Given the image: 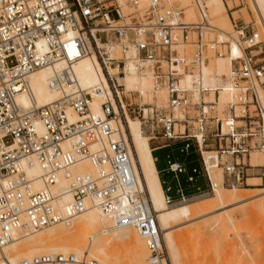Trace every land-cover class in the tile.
Wrapping results in <instances>:
<instances>
[{"label":"built area","instance_id":"1","mask_svg":"<svg viewBox=\"0 0 264 264\" xmlns=\"http://www.w3.org/2000/svg\"><path fill=\"white\" fill-rule=\"evenodd\" d=\"M193 1L199 14L195 23L185 22L183 9L166 0L145 5L141 0H0L1 245L13 239L15 229L41 230L98 207L115 226H132L143 236L148 264H171L133 147L113 123L126 121V110L141 119L151 139H160L161 147L183 142L181 152L198 155L200 165L191 171L178 158H169L165 171L177 182L173 193V185L164 181L169 204L214 192L212 169L222 168V184L232 187L247 183L250 169H264L250 162L253 151L264 152V62L254 53L260 46L263 51V40L250 23L233 18L242 52L232 59L229 81L224 75L231 98L220 116V88L204 83L203 68L210 59L209 11L204 0ZM211 43L216 56L224 54L219 46L231 50L230 40ZM85 57L96 60L103 85L80 83L76 64ZM44 67L52 68L49 83L59 98L43 106L35 101L21 106L17 96L30 90L29 75ZM131 72L150 73L155 87L166 89L167 104L145 100L138 89L127 91L120 79ZM187 75L193 86L183 84ZM98 95L102 114L91 106ZM70 111L78 117L71 119ZM85 161L94 172L78 170ZM34 166L41 169L43 187L38 190L37 178L28 173ZM183 174L188 186L205 178L208 187L188 193ZM62 178L67 185L55 192ZM65 193L71 196L67 202ZM51 262L102 264L64 254ZM0 264L11 263L2 258Z\"/></svg>","mask_w":264,"mask_h":264},{"label":"bare ground","instance_id":"2","mask_svg":"<svg viewBox=\"0 0 264 264\" xmlns=\"http://www.w3.org/2000/svg\"><path fill=\"white\" fill-rule=\"evenodd\" d=\"M170 1L171 0H166L167 4ZM148 2L149 0H146V3L143 5ZM183 4L188 10L192 9V6L194 7L192 1L191 5L189 1H184ZM204 4L208 8V11L209 6L214 7L213 15L219 25H213L210 17L209 29L218 30L220 32L221 35H218L217 39L221 42L227 40L231 42V50L229 49L227 53L218 56L209 55V62L206 63L203 68L204 83L213 88H220L219 109L224 116L223 108L231 98L228 85L225 83L224 75L227 76L229 81L232 70V59L240 54L242 50L236 42V32L232 29L230 19L224 14L222 1L204 0ZM250 4L257 13L256 16H258V20L262 24L264 32V0H250ZM184 12L186 11L184 10ZM183 20L187 23L197 22V20L188 21L185 19V16ZM230 29L232 30L230 31ZM210 46H212V43H210ZM214 57L217 58L215 65L210 63L211 59ZM219 60L224 65L222 66L223 69L218 66ZM52 72L51 67L40 68L32 72L28 77L30 90L18 94V103L23 107H30L33 101H35L38 106H43L58 99L60 92L51 87L49 83V77ZM76 73L80 83L85 87L103 85V81H105L101 71H98L96 60L92 57L81 59L76 64ZM120 81L125 85L127 91L141 90L147 101L152 102L156 100L159 105H166L168 102V93L166 89L156 88L155 81L150 73H127ZM183 84L185 86H193L194 80L191 76L187 75L183 79ZM155 95L157 99L154 98ZM260 95L264 103V96L262 93H260ZM209 98L213 99V94H211ZM101 102L102 98H100V95L94 98L91 106L95 113L102 114ZM126 113V121L122 118H118L113 119V123L124 132L133 147V155L140 180L149 193L153 209L156 211L158 221L162 228L166 246L169 250L168 252H170L171 264H174L176 256L174 253L175 246L172 231L175 227L184 224L183 222H191L192 220L205 218L207 215L217 212H224V214L216 219L220 221V223L223 225L233 223L234 215L227 210H229L231 206L242 204L241 202L253 199L257 193L256 191L245 192L246 190L244 192L241 190L242 192H240L235 186L233 187L234 189L225 188L222 184V168H219V171H216L215 168L211 170L215 186V193L213 195L207 197H194L195 199H191L192 201H188L189 199H187L169 204L152 156L150 144L152 137L144 134L140 118H132L127 110ZM70 117L71 119H76L78 116L73 111H70ZM39 129L43 130L42 124H39ZM258 156H261L263 162H256V157ZM250 162L253 165L264 166V152L253 151L251 153ZM78 170L94 172L95 168L90 162L85 161L78 166ZM28 173L32 178H37L34 185L35 190L41 189L43 184L40 178H38L41 169L38 166H34L28 169ZM260 183L259 181L254 184ZM66 185L67 181L64 178L60 179L59 184L54 187V191L60 192ZM262 190H264V187ZM70 199L71 196L69 193H65L63 202H67ZM61 211L64 212L63 207ZM209 221L210 220H208V222ZM12 234L13 239L9 243L0 244V259L7 258L11 264H19L20 261H27L29 264H54V262L51 261H54L58 255L62 254L66 256L74 255L78 260H81L83 254H85L84 257H94L102 262V264H145L146 258V263H148L149 250L147 249L148 247H146L147 245H145L146 243L143 236L132 226H115L112 218L104 214L98 207H91L75 217L47 226L41 230L23 231L21 229H15ZM111 242L118 243V245H121L128 252L129 256L126 263L119 261L120 259L118 260V254L116 257L106 252V248Z\"/></svg>","mask_w":264,"mask_h":264},{"label":"rangeland","instance_id":"3","mask_svg":"<svg viewBox=\"0 0 264 264\" xmlns=\"http://www.w3.org/2000/svg\"><path fill=\"white\" fill-rule=\"evenodd\" d=\"M184 1H189L190 5L192 1L194 7L192 6V9L188 10L183 4ZM221 1L224 7V14H226L231 21L232 29V20L233 18H236L239 22L250 23V25L255 27L260 32V36L263 40V51H261L260 46V48H255L256 50H254V53H258V57L264 62L263 26L259 22L258 16H256L257 13L251 7L250 0ZM141 3H146V0H141ZM168 4L181 8L183 11L185 10L186 12H184V16L188 21H195L199 19L198 10L193 0H171ZM213 9V6H209L211 22L213 25L219 26L213 15ZM232 29H230V31ZM218 35H221L218 30H207V43H211L212 40H216ZM218 48L223 49L224 53L228 52L227 47L223 48L222 46H219ZM192 52L193 46H186V53L190 55ZM208 52L211 56L215 55L210 46L208 48ZM216 61L217 58L214 57L211 59L210 63L215 65ZM218 66L219 68L223 69L222 66L224 65L220 60L218 61ZM260 93H262L264 96V93L261 90ZM219 115L223 116V113L220 112V109ZM131 117L137 118L135 114H132ZM143 132L145 135H151L149 131H144V129ZM153 140L159 141L160 139ZM155 143L158 144V142ZM182 143L183 142L174 146L165 147L155 152L156 156L158 157V168L160 171H162V178L166 179L173 185V193H175L177 182L172 173L164 171L168 166L169 158L174 159L177 157L186 164L189 171L192 170L193 166L200 165L199 161L196 160L198 155L195 152L191 153L190 155H186L179 150L181 145H183ZM150 144L151 146L154 145L151 140ZM261 159V156L256 157V162H263ZM218 169L219 168H216L215 170L219 171ZM263 171L264 169L261 167H254L250 169L249 177H251V179L247 180V183L244 182L243 184L235 186V188L238 189V191L240 190V192H244L245 190V192L256 191L257 195L253 199L241 202L242 204L231 206L229 210H227L234 215L233 223L224 224V226L222 223H220V221L216 220L218 217L224 214V212H217L211 215L209 214L205 218H199L192 220L191 222H183L184 224H181L182 226L180 225L179 227H175V229H173L172 236L174 237V253L176 256V261L174 264H264V190H262L264 187ZM221 172L223 174L222 169ZM186 175L187 174L182 175V180L184 181L183 184L187 186L186 191L188 193L197 191V186H200L201 189H206L208 187L205 178H201L193 187L188 186L187 182L185 181ZM259 181L261 182L260 184H254L256 182L258 183ZM225 188L234 189L232 186H225ZM214 193L215 192H211L210 194H198L197 196H192V198H190L188 201H192L191 199L194 197H207L209 195H213ZM208 220L210 221L208 222ZM120 246L121 245H118L116 242H111V244L107 246L106 252L115 256L118 254L119 256H116L118 260L120 259L119 261L126 263L129 254L122 246L120 248ZM84 256L85 254H83L82 258H84ZM146 260L147 258L145 259V264H148L146 263Z\"/></svg>","mask_w":264,"mask_h":264},{"label":"crops","instance_id":"4","mask_svg":"<svg viewBox=\"0 0 264 264\" xmlns=\"http://www.w3.org/2000/svg\"><path fill=\"white\" fill-rule=\"evenodd\" d=\"M151 142L154 143V145L151 146V148H152V156H153L154 161H155V166H156V168H157V172H158V175H159L160 182H161V184H162V186H163V189H164V181H166V179H163V178H162V171H160V169L158 168V157L156 156L155 152H156L157 150H160V149L165 148V147H161V145H159L160 140L157 141V140H153V139H151ZM155 142H158V144L155 143ZM178 143H181V142H178ZM178 143H176V144H178ZM176 144H175V145H176ZM173 146H174V145H173ZM181 146H182V145H181ZM176 158H177V157H176ZM165 169H166V168H165ZM164 171H165V170H164ZM250 178H251V177H250ZM250 178H249V179H250ZM164 193H165V192H164Z\"/></svg>","mask_w":264,"mask_h":264}]
</instances>
